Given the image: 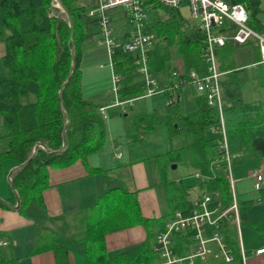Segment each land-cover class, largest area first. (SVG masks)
Masks as SVG:
<instances>
[{"label":"trees","instance_id":"16d2710c","mask_svg":"<svg viewBox=\"0 0 264 264\" xmlns=\"http://www.w3.org/2000/svg\"><path fill=\"white\" fill-rule=\"evenodd\" d=\"M226 1L244 4L248 25L264 33L260 19L261 0ZM60 2L67 9L69 19L64 11L52 5V0H0V40L5 45L3 69L0 71V138L8 140L7 149L0 152V176L3 158H11L16 164H21L38 142L46 145V148L38 146L35 155L10 175L20 199L18 210L21 213L32 201L44 208L42 190L49 186L48 167H63L77 160L86 163L89 155L104 146L107 134L106 121L100 111L102 102L86 98L83 94L80 65L88 47L85 26L95 21L88 17L87 11L94 3L81 4L79 0ZM144 3L148 9H160L167 14L164 19L146 26V30L153 35V45L147 50L148 69L153 73L166 69L172 58L171 47H176L184 72L193 69L199 75H205L208 62L202 56L204 32L185 19L178 7L166 6L158 0H144ZM113 17L110 14L114 35L127 37L130 22L125 12L119 18L114 17L115 21ZM231 47L232 44L226 42L215 48L218 70L225 68L223 61L227 48L231 52ZM136 56L134 51L119 48L111 54L112 70L120 75L117 91L120 97L143 92L144 79L133 62ZM72 58L74 67L66 81ZM172 77L170 72L169 82ZM160 95L163 137L170 140L183 135L187 140L183 145L147 156L153 157L157 163L169 206L168 213L160 217L144 216L136 193L116 185L97 193L95 201L87 206L37 220L34 243L29 253L52 250L58 264H67L68 245L82 242L84 264H153L161 260L154 248L156 233L164 228L176 209L185 210L191 206V199L188 198L191 185H185L182 180H167V161L187 163L200 174L209 176L207 179L196 177L198 184L207 190L218 189L222 207L230 204L231 192L224 163L220 161L218 166L211 165L218 158L217 135L208 130L219 122L217 108L207 103L204 93H198L194 96L196 110L185 113L178 93L171 102L166 101L170 92L164 91ZM128 106L133 107V104ZM64 111L69 118L65 127ZM249 112L250 109L241 104L223 108L229 146L239 142L250 154L264 156V108ZM157 124L158 118L153 110L135 109L128 142L142 141L145 133ZM63 134L64 148L54 152L61 148ZM106 170L101 166H88L89 173ZM260 194L264 195V186ZM8 201L10 206L16 202L12 189ZM248 205L247 200L238 203L240 220L244 219ZM0 206L8 205L0 201ZM135 224L145 229L144 240L108 256L106 234ZM219 231L233 252L229 264H241L235 223L223 218L219 222ZM190 235L189 231L171 234V245L176 254L184 255L189 251L192 243Z\"/></svg>","mask_w":264,"mask_h":264},{"label":"crops","instance_id":"0c3cea01","mask_svg":"<svg viewBox=\"0 0 264 264\" xmlns=\"http://www.w3.org/2000/svg\"><path fill=\"white\" fill-rule=\"evenodd\" d=\"M91 2L93 3V0L89 3ZM260 19L264 27V10L262 8ZM96 32L97 29L86 32L88 47L85 49L80 63L83 71V94L86 98L102 102L106 114V109L118 106L111 105L113 94L110 88V78L109 87L105 89H99L94 81L98 78L94 75L96 67H99L95 62L96 58L106 54L105 49L97 45L95 41ZM231 44L233 46L231 52L227 48L225 60L223 59L225 68L219 70L222 105L223 108H227L241 104L244 108L250 109L249 114H251L259 108H264V62L259 60L258 46L254 39H250L244 44ZM4 50V42L0 40V71L3 69ZM171 68L169 65L166 68L167 72L163 73L166 71L164 69L154 74L160 77V82H167L172 71ZM84 71L88 74V78L94 75L91 78L93 80L89 79L91 84L86 83ZM178 95L180 98V91ZM160 99V97L157 98L155 104H159ZM7 141V138H0V152L7 149ZM129 144L132 146L135 143ZM230 151L234 154L231 169L236 180L235 190L238 203L249 201V205L245 208L244 219L240 220L239 215V225H236L238 242L245 251V264H264V249L262 252L255 253V250L264 248V195L260 194V190L254 191L253 178L248 174L249 170L260 164L264 168V156L250 154L239 142H236L235 146H231ZM107 152L110 154V164L101 165V167L107 168L106 171L97 173L88 171V166H100L98 162L91 159L97 152L89 155L86 163L77 160L63 167H48L49 186L42 190L44 208L32 201L25 207L24 213L10 206L8 201L11 194L7 178L8 172L18 164L11 158L1 160L0 201L8 206H0V240L6 241V243H0V264H58L52 250L29 253L35 238V222L43 219L46 215L57 216L87 206L95 201L97 193L116 185L136 193L141 213L144 216L160 217L168 213V207L167 210L163 208L159 200V194H164V189L155 159L131 155L129 152L128 154L109 150ZM118 154L120 155L118 156ZM193 184H190L191 187ZM205 190H207L206 187L199 185L201 192L198 191L192 198L188 195V198L193 200ZM163 196L165 198V195ZM257 197L260 200H255ZM145 236L146 231L139 224L109 232L105 236L106 253L111 256L117 250L128 249L142 242ZM83 248L82 242L70 243L67 264H84ZM192 264H229V262L208 256L205 259H195Z\"/></svg>","mask_w":264,"mask_h":264},{"label":"built area","instance_id":"2783aa9c","mask_svg":"<svg viewBox=\"0 0 264 264\" xmlns=\"http://www.w3.org/2000/svg\"><path fill=\"white\" fill-rule=\"evenodd\" d=\"M166 6L178 7L181 0H158ZM93 7L87 11L88 17L97 23V32L94 35L97 45L105 49L110 66L111 92L113 94L111 105L124 110L126 105H132L137 98L151 97L164 91L170 92L167 102L176 98V88L187 82H194L197 91L204 93L207 103L218 110L219 122L209 127L211 133L217 135V156L211 165L218 166L224 163V173L228 180L231 192V202L222 207L220 191L218 189L205 190L199 197L191 200L188 209H176L165 222L164 228L155 235L154 248L161 260L153 264H192L195 259H205L208 256L231 262L233 252L219 231V222L229 219L239 225L238 199L235 190V178L232 175V157L226 134L223 107L220 95L219 75L215 56V48L226 42L244 44L254 39L258 46L259 60L264 62V33L258 32L247 23V10L241 2L229 3L226 0H187L191 23L204 32L202 56L208 62V72L199 75L195 70L184 72L180 61L177 71L173 74L171 82H159L155 74L148 69L147 50L153 45V35L146 30V5L144 0H93ZM52 5L61 9L59 0H52ZM123 7L130 22L129 35L118 38L114 35L110 10ZM134 51L136 71L143 76L144 89L138 95L120 97L117 93L120 75L112 70L111 54L115 49ZM103 117H106L104 106L100 107ZM120 154H118L119 156ZM213 167V166H212ZM253 178L254 191L264 186V168L262 164L248 172ZM196 177L207 179L209 176L195 172ZM255 200H260L259 197ZM190 232L192 243L189 251L184 255L175 253L171 245V234L176 232ZM0 243H6L4 239ZM264 248L255 250L262 252ZM241 264H245V251L239 245Z\"/></svg>","mask_w":264,"mask_h":264},{"label":"rangeland","instance_id":"374dc122","mask_svg":"<svg viewBox=\"0 0 264 264\" xmlns=\"http://www.w3.org/2000/svg\"><path fill=\"white\" fill-rule=\"evenodd\" d=\"M90 1L91 0H79L81 4H89ZM260 5L262 10H264V0L260 1ZM123 10L124 8L119 6L117 8L112 9L109 12L111 15L113 14L114 17L119 18L122 16ZM145 10H146V20L148 25L152 24L156 20H162L167 16V14L160 9H156V8L148 9L146 7ZM178 10L185 19L190 18V12L188 8L187 0L180 1L178 5ZM60 11L63 12V9H60ZM114 17H113V21H115ZM116 21L118 22L120 21V19H116ZM0 22H1V15H0ZM96 29H97V23L94 21L89 22L85 26L86 32H90ZM98 55L100 56V54ZM171 56H172L170 61V66L172 67L171 69L172 71H177L179 54L177 53L176 47H171ZM96 59L97 61L95 62L99 67H96V71L94 75L95 77L98 78H96V80L94 81H96L95 83L97 84V87L99 89H105L106 87L108 88L109 78H110V66H109L108 58L104 53L103 56ZM164 72H167V69L166 71H163V73ZM84 73H85L84 76H86V80H87L86 83L91 84L90 80H93L91 78L94 75L88 78V74L85 71ZM82 77H83V71H82ZM155 78L157 81L160 80V77L157 74H155ZM179 91H180V100L183 111L185 113H190L195 111L196 106L194 102V96L200 92L197 91L194 82H187L185 84L179 85L176 88V94ZM159 97L162 98L160 94L151 97L137 98L133 103V107L126 105L124 111H122L119 107H114V108L112 107L106 109L105 121L107 125V134H106L105 143L104 146L101 148V150H99L96 154L92 156L91 158L92 161L98 162L100 166L101 165L106 166L107 164H110V159H109L110 154L107 152L108 150L115 153L122 152L124 154L125 153L128 154L129 152L131 155L148 156L152 153H160L169 147H177L185 144L187 140L183 135L175 136L170 140H167L165 137H163L162 129H161V119L163 117V111L161 107L162 104H155V100ZM141 108L146 110H153L155 112L156 117L158 118V124L153 130L145 133V136L142 141L128 142V140L131 137L130 134H132V120H133L134 110ZM208 131L211 133L210 130ZM129 143H135V144L131 146ZM149 158L154 159L153 157L152 158L149 157ZM195 172H196L195 169L187 163H183L179 161L166 162L165 177L167 180L169 181L173 180L176 182L182 180L185 185L194 183L192 185L193 187H191L189 191V197L191 198L194 197L196 193L199 191V184L195 176ZM158 190L161 192L159 187ZM163 195H165V192L164 194L161 193L159 194L160 203L163 205V208H165L166 210L168 207V211H169V206L167 204L166 197L164 198Z\"/></svg>","mask_w":264,"mask_h":264},{"label":"water","instance_id":"95a60500","mask_svg":"<svg viewBox=\"0 0 264 264\" xmlns=\"http://www.w3.org/2000/svg\"><path fill=\"white\" fill-rule=\"evenodd\" d=\"M59 2H60V0H59ZM60 5H61V9H63L65 15H66L67 18L69 19V13H68L67 9L62 5L61 2H60ZM72 34H73V30H72V26H71V36H72ZM71 54L73 55V48H71ZM73 67H74V60H73V58H72V63H71L70 71H69V73H68V76H67L66 81L69 79ZM66 81H65V82H66ZM59 95H60V93H59ZM64 114H65V116H66V123H65V125H64V127H65V126L68 124V122H69V118H68V115H67V113H66L65 111H64ZM64 145H65V136H64V134H63V135H62V146H61V148H59V149H57V150H54V152H60V151L64 148ZM38 146H41V147L46 148V145H45L43 142H38V143L34 146L33 151H32V153L30 154V156H29L25 161H23L21 164L16 165L13 169H11V170L8 172V177H7V178H8V182H9V185H10L11 189H12L13 192H14L15 199H16L15 204H13L12 206H13L14 208H16V209H18L19 206H20V199H19V196H18L17 191L14 189V187H13V185H12V183H11V177H10V174L12 173L13 170H16L19 166H21V165L27 163V162L30 160V158H32V157L35 155Z\"/></svg>","mask_w":264,"mask_h":264}]
</instances>
